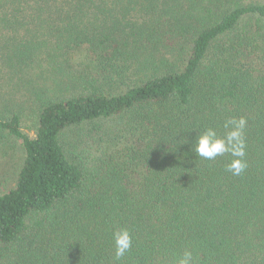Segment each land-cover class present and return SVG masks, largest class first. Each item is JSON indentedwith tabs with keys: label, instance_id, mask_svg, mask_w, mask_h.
<instances>
[{
	"label": "trees",
	"instance_id": "16d2710c",
	"mask_svg": "<svg viewBox=\"0 0 264 264\" xmlns=\"http://www.w3.org/2000/svg\"><path fill=\"white\" fill-rule=\"evenodd\" d=\"M240 117L237 176L194 144ZM19 146L0 264H264V0H0V158Z\"/></svg>",
	"mask_w": 264,
	"mask_h": 264
},
{
	"label": "clouds",
	"instance_id": "9594fccd",
	"mask_svg": "<svg viewBox=\"0 0 264 264\" xmlns=\"http://www.w3.org/2000/svg\"><path fill=\"white\" fill-rule=\"evenodd\" d=\"M247 126L245 117L227 120L224 124L226 133L223 136L218 135L214 128H206L198 134L194 152L197 157H203L213 160L217 156L230 153L233 159L227 165V171L233 175H240L247 167L245 156L246 143L244 139V130ZM113 239L116 246V258L119 259L125 255L132 246V237L127 229H120L113 233ZM178 264H194L193 254L186 251L179 259Z\"/></svg>",
	"mask_w": 264,
	"mask_h": 264
},
{
	"label": "rangeland",
	"instance_id": "374dc122",
	"mask_svg": "<svg viewBox=\"0 0 264 264\" xmlns=\"http://www.w3.org/2000/svg\"><path fill=\"white\" fill-rule=\"evenodd\" d=\"M34 130V129H33ZM26 130L25 132L29 133L30 135H34V131ZM23 157V151L22 147L18 148L16 152H13L9 154L5 159L0 158V190L2 192H6L9 190V188L13 187L14 180H12L14 177V167L19 163V161H22Z\"/></svg>",
	"mask_w": 264,
	"mask_h": 264
}]
</instances>
